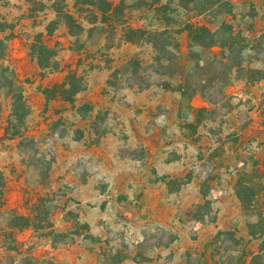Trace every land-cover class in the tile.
<instances>
[{
	"label": "rangeland",
	"instance_id": "rangeland-1",
	"mask_svg": "<svg viewBox=\"0 0 264 264\" xmlns=\"http://www.w3.org/2000/svg\"><path fill=\"white\" fill-rule=\"evenodd\" d=\"M103 1L0 0V264H264V0Z\"/></svg>",
	"mask_w": 264,
	"mask_h": 264
},
{
	"label": "trees",
	"instance_id": "trees-1",
	"mask_svg": "<svg viewBox=\"0 0 264 264\" xmlns=\"http://www.w3.org/2000/svg\"><path fill=\"white\" fill-rule=\"evenodd\" d=\"M104 2L103 0H74L75 4H79V5H98V3H102ZM226 2V0H214V3H223ZM107 3V0H106ZM57 12H59V9L55 10ZM67 17L71 18V16L67 15ZM188 32H189V36L190 39L195 43V45L200 46L202 48L205 47H209L211 45H213L215 43L214 41V33L215 31L210 30L208 27H205L203 25H190L188 26ZM1 43V40H0ZM43 48H47L45 46H42ZM37 59L39 61V63L44 66V65H48L47 62V58L45 60H43L40 56H37ZM49 60V58H48ZM168 60V59H167ZM137 71L135 70L133 72L134 75H136ZM198 88H193L192 89V93H195L197 91ZM63 90L65 91L66 88H63ZM71 91V90H70ZM15 107V109L18 107V104L13 105ZM16 116V112L14 114ZM19 218L21 220H24V223H20V224H15L19 227H24V226H29L31 223L29 221V218L26 216H19ZM47 264H53L51 262H47Z\"/></svg>",
	"mask_w": 264,
	"mask_h": 264
}]
</instances>
